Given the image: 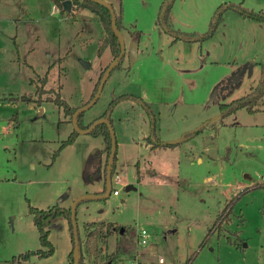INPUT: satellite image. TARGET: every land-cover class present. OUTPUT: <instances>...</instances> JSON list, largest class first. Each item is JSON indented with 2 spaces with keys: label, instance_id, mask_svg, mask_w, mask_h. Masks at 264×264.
Wrapping results in <instances>:
<instances>
[{
  "label": "rangeland",
  "instance_id": "obj_1",
  "mask_svg": "<svg viewBox=\"0 0 264 264\" xmlns=\"http://www.w3.org/2000/svg\"><path fill=\"white\" fill-rule=\"evenodd\" d=\"M162 1L121 0L123 23L134 31L132 36L127 28L120 33L126 44L138 39L137 59L126 69L130 63L124 57L83 116L87 123L111 110L116 143L111 186L118 193L77 203L80 235L83 221L103 219L135 233L139 226L148 231L140 249L134 243V254L140 253L145 264H186L189 258V264H264V125H243L253 116L240 109L228 116L239 124L223 125L218 143L208 151L203 150V137L212 139L210 129L175 148L150 149L147 139L156 125L162 140H177L215 121L221 114L218 101L255 88L264 62V21L228 7L215 34L196 41L194 50L184 42L171 44L172 36L156 23ZM240 1L175 0V26L205 31L220 4ZM244 1L264 8V0ZM71 12L55 8L52 0H0V264H11V257L42 247L29 204L67 207L80 195L104 193L102 167L95 174L92 158L93 151L104 146L103 137L78 132L53 159L73 122L53 102H43L40 115V105L15 98L33 94L44 74V86L61 84L69 104L81 106L90 97L112 55L98 50L103 32L97 15L87 8ZM253 61V69L243 68ZM217 86V99L208 102ZM141 91L150 103L140 99ZM121 93L128 96L108 107ZM258 118L264 122V112ZM247 141L252 143L248 148L239 144ZM248 173L251 179L245 177ZM126 185L133 188L126 190ZM232 198L229 215L205 239ZM71 236L68 220L60 218L49 233L54 252L19 264H67ZM116 237L112 232L100 242L101 259L115 250ZM124 256L111 257L109 264H128ZM86 258L92 264V258Z\"/></svg>",
  "mask_w": 264,
  "mask_h": 264
},
{
  "label": "trees",
  "instance_id": "obj_2",
  "mask_svg": "<svg viewBox=\"0 0 264 264\" xmlns=\"http://www.w3.org/2000/svg\"><path fill=\"white\" fill-rule=\"evenodd\" d=\"M57 8L62 12L65 10L62 7V0H52ZM119 4H115L114 2L108 1L115 13V21L117 28L121 31L122 28H127L130 36L134 30L128 28L122 20L121 16V0H118ZM72 2L76 5V7H86L90 9L100 20V23L103 28V35L100 39L98 50L104 51L108 50L112 55L113 60L120 52V42L118 39L117 34L114 32L111 26V13L109 9L95 0H72ZM175 0H163L159 13L156 19V23L159 24L163 30L169 33L172 36L171 44L178 42L179 40H188V41H205L209 37L215 34L219 24L224 20V10L228 7H232L236 9L240 14L245 17L256 19L259 21H264V8H255L245 4V1L242 0L240 2H233L228 4H220L217 9L214 11V14L211 17L209 27L205 31L193 30L188 31L184 30L180 27L175 26L174 17H173V7H174ZM139 31H137L138 33ZM139 34V33H138ZM125 56H128L125 53L117 64L114 66L119 67L122 66V62ZM109 64V63H108ZM108 64L103 68L101 71L98 79L95 81L90 97L87 101H85L82 105L87 103L92 96L94 95L95 91L97 90L101 75ZM131 64H127L124 67L126 69H130ZM252 69L253 63L248 62L246 63L243 68ZM113 68V69H114ZM112 69V70H113ZM111 70V71H112ZM47 81V75L44 74L40 79V84L35 88L33 94H22L18 98V100H24L27 102H33L35 105H41L43 102H53L58 105L59 108H62V111L65 117H68L67 120L71 122V117L73 112L79 106H75L69 104V102L62 97L60 89L61 84H58L56 87H45L44 84ZM127 93H121L118 96L114 97L110 102L108 107L112 106L116 101L127 97ZM7 98H14L12 96ZM144 104L147 105L145 101ZM221 114H220V121L222 122L226 116H229L240 109H246L249 112H256L260 110L264 106V63L260 65V76L258 83L256 84L255 88L246 94L241 96L235 97L229 101H218ZM81 105V106H82ZM111 110L106 109L99 117L107 116L111 122ZM84 111H81L77 114V123L81 128L88 127L92 121L91 120L87 123L83 121ZM215 128V133L212 136V141H216L218 137L219 131V124L218 122L213 124ZM204 130V125L199 126L198 128L191 130L182 137L181 140L177 141H164L162 138L157 135L156 133V125L152 127V133L147 136L148 142L151 143V149H157L159 147H174L179 145L193 136L201 133ZM89 133L94 135H101L104 139V146L101 148H97L92 153V158L95 160V167L97 166L94 173H98L100 171V167H102L103 175H104V187L100 192L105 191V182H106V166L107 160L110 153V146H111V135L106 123L101 122L96 124ZM78 131L74 128L70 131L68 136L61 141L59 146L54 150L52 154V158L54 159L60 150L67 144L71 143ZM211 140L209 142H211ZM116 153V150H115ZM104 159H102V155ZM115 158L116 154L114 155V159L111 165V176L115 172ZM88 177H91L90 173L88 172ZM112 191V186H111ZM110 191V193H111ZM110 195V194H109ZM108 195V196H109ZM238 196V195H237ZM234 198H232L228 205L219 213L218 217L216 218L213 225L210 227L205 239L208 238L209 234L215 227H220L222 222L227 218L229 212L232 207V203ZM28 210L31 213L33 223L36 226L38 233H39V241L42 247L37 248L36 250H27L25 252L19 253L17 256L11 257L10 262L11 264H19L22 260H27L33 255H37L39 258L46 257L51 255L54 252V245L52 241L49 239L50 228L56 224V222L60 219L65 217L68 220L69 228L71 231L72 237V244L74 245L73 239V230H72V223H71V212L70 206H63L60 203H54L47 208H41L37 206H33L31 204L28 205ZM83 225V235H80L79 228H78V237H79V248H78V260L77 264H91L87 261V256L92 258V264H108L110 262L111 257H123L124 255H131L134 253L135 250V230L132 228L125 227L123 225H116L114 223H110L109 221H104L103 219L99 220H85L82 223ZM121 227L123 229L121 230ZM117 232V237L115 240V250L111 252L107 259H101L99 256L101 249L100 242L106 241L107 237L112 233ZM73 246L67 254V264L73 263ZM104 260V261H103ZM191 262V258H189L186 264Z\"/></svg>",
  "mask_w": 264,
  "mask_h": 264
},
{
  "label": "water",
  "instance_id": "obj_3",
  "mask_svg": "<svg viewBox=\"0 0 264 264\" xmlns=\"http://www.w3.org/2000/svg\"><path fill=\"white\" fill-rule=\"evenodd\" d=\"M98 1L99 3H102L103 5H105L110 13H111V26L112 29L114 30V32L117 34L119 42H120V52L119 54L110 61V63L108 64V66L105 68V70L103 71L97 90L95 91L94 95L92 96V98L85 103L82 106L77 107V109L73 112L72 117H71V121L73 122L74 125V129L78 132H89L96 124L104 122L106 123L110 135H111V146H110V153L108 156V160H107V166H106V182H105V191L104 193H87V194H83L78 196L72 203V205L70 206V212H71V223H72V230H73V239H74V245H73V263L72 264H77V260H78V248H79V237H78V226H77V221H76V206L77 203L85 198H95V197H105L108 196L110 194L111 191V165L114 159V155H115V150H116V143H115V138H114V134L112 131V126L110 123V120L108 119L107 116H101L98 117L97 119H94L92 121V123L85 128H81L78 123H77V114L81 111H84L86 108H88L89 106H91L97 99L104 81L106 80V77L108 76V74L111 72V70L114 68V66L117 64V62L120 60V58L127 53L128 58H129V63L132 64L136 59H137V55H138V39H132L128 42V44L125 43L120 30L117 28L116 26V21H115V13H114V9L112 7V5L106 1V0H95ZM72 0H62V7L64 10L66 11H71L72 8ZM83 64L85 66L89 65L88 61H83ZM219 92V87H215L214 91L211 93V96L209 98L208 102H212L214 99H217V94ZM130 188H133V186L131 185H126L125 189L129 190ZM123 229V227H121V230ZM109 264V262H108Z\"/></svg>",
  "mask_w": 264,
  "mask_h": 264
},
{
  "label": "crops",
  "instance_id": "obj_4",
  "mask_svg": "<svg viewBox=\"0 0 264 264\" xmlns=\"http://www.w3.org/2000/svg\"><path fill=\"white\" fill-rule=\"evenodd\" d=\"M106 1H111V2H114V0H106ZM73 3V2H72ZM115 3V2H114ZM252 7V6H251ZM83 8H86V7H76V5L73 3V5H72V8H71V11H67V12H71V14H73V13H76V11L77 10H79V9H83ZM88 9V8H87ZM90 10V9H89ZM66 11V10H65ZM70 14V15H71ZM121 16H122V12H121ZM103 32V28H102V25H101V33ZM172 40V39H171ZM171 40H170V42H171ZM179 42H184V44H190V46H192L193 47V49L195 50L196 49V47H197V44L195 43L196 41H188V40H179ZM126 43V42H125ZM202 50V49H201ZM202 53V52H201ZM62 57L61 56H59V59H61ZM208 59V58H207ZM205 60V61H208V60ZM135 62V61H134ZM133 62V63H134ZM254 62V63H253ZM253 62H251V63H253V66H252V69H253V67L255 66L254 64H257V62L256 61H253ZM261 63H264V62H261ZM261 63L259 64V65H261ZM203 66V65H202ZM50 67V66H49ZM48 67V68H49ZM48 68H47V70L46 71H48ZM187 69H189V68H187ZM242 70V69H241ZM45 71V72H46ZM217 79L218 78H215V82L217 81ZM141 90H142V88H141ZM141 96V98L139 97V95H138V98H140L141 100H142V98L143 97H145V95L142 93V91H141V94H140ZM143 96V97H142ZM145 99H146V101H152V99H150V97L148 98V96H146L145 97ZM214 101V100H213ZM212 101V102H213ZM149 102V103H150ZM147 105H148V103H147ZM149 106V105H148ZM38 107H40L39 109H40V115L43 113V111L45 110V107H44V104H42V105H40V106H38ZM244 109V108H243ZM246 110V109H245ZM238 111H240V110H238ZM248 111V110H247ZM249 112V111H248ZM264 112V106L260 109V110H258V111H256V112H249V114L251 115V116H253V120H244L243 121V125H250V124H253V125H264V122H262L263 120H261V119H259L258 118V115L259 114H261V113H263ZM237 118H230V119H228V116H226L225 118H224V120L221 122L220 121V115H219V117L218 118H216L215 119V121H212V122H210L208 125H204V128H205V126H206V128L202 131V133H205L206 131L207 132H209V130L208 129H210V134L211 135H213L214 133H215V128H214V126H213V124L214 123H216V122H218V124L220 125L219 126V131H218V137H219V133H220V129H221V127L223 126V125H225V124H234V125H237V124H239V123H237V121L238 120H236ZM241 123V122H240ZM202 126V125H201ZM208 126V127H207ZM198 128V127H197ZM200 134V133H199ZM198 135V134H197ZM184 136V135H183ZM193 137H195V136H193ZM192 137V138H193ZM218 137H217V140L214 142V141H212L211 140V142H207V138H208V135H206L205 137H203V150L204 151H208V150H210V148H211V146L212 145H216V143H218L217 141H218ZM255 138H259V136H256V137H253V138H251V140H254ZM182 139V136L180 137V138H178L177 140H181ZM176 139L175 140H164V141H177ZM241 146H243V147H246V148H248V147H250L251 145H252V143L251 142H249V141H247L246 143H243V142H240L239 143ZM256 144V142H254L253 143V145H255ZM180 145V144H179ZM257 145V144H256ZM178 145H176V146H174V147H167V148H175V147H177ZM159 148H165V147H159ZM159 148H157V149H159ZM151 149V148H150ZM154 150H156V149H154ZM198 157V160L199 161H203V156H201V155H199V156H197ZM224 157V156H223ZM192 159V161H195V156L194 157H192L191 158ZM147 172H151V169L150 168H148L147 167ZM246 178H248V179H251L252 177H251V174H246V176H245ZM254 183V182H253ZM251 185V184H249V182L248 183H240V185ZM264 186V185H263Z\"/></svg>",
  "mask_w": 264,
  "mask_h": 264
},
{
  "label": "built area",
  "instance_id": "obj_5",
  "mask_svg": "<svg viewBox=\"0 0 264 264\" xmlns=\"http://www.w3.org/2000/svg\"><path fill=\"white\" fill-rule=\"evenodd\" d=\"M55 8H57L55 6ZM119 175L115 174V181L119 180ZM111 185H112V178H111ZM112 192L114 194L118 193V189L116 187H112ZM148 236L149 233L148 231L143 227V226H139L136 229V233H135V244L137 246V248L140 249L141 245L145 244L148 240ZM123 259H126V261L128 262V264H145L140 257V253L138 254V252H136L135 254H131V255H126L124 256Z\"/></svg>",
  "mask_w": 264,
  "mask_h": 264
}]
</instances>
